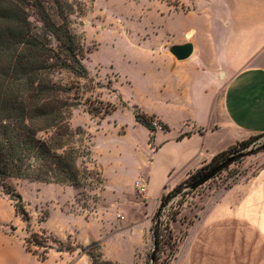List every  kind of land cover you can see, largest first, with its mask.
I'll return each mask as SVG.
<instances>
[{
  "label": "rangeland",
  "instance_id": "1",
  "mask_svg": "<svg viewBox=\"0 0 264 264\" xmlns=\"http://www.w3.org/2000/svg\"><path fill=\"white\" fill-rule=\"evenodd\" d=\"M63 1L73 7L71 24L82 37L83 63L93 81L70 74L59 79L80 87L82 98L70 124L84 128V143L92 151L89 165L98 166L104 183L92 188L10 178L8 183L20 194L29 221L16 213L17 198L0 185V260L5 258L6 264H92L80 245L97 241L103 258L114 264H150L151 227L161 196L174 187V180L185 181L191 174L184 176L182 171L165 186L160 184L165 167L172 164V154L187 147L177 145L175 138L189 134L194 123L213 124L208 110L211 87L202 71L206 65L198 56L207 60V53L216 52L217 43L223 44L224 38L218 37L222 30L219 15L226 11L232 15L242 0ZM259 2L264 4V0ZM31 20L41 31L38 17L33 14ZM187 42L193 44V55L180 59L176 51ZM213 64L214 70L223 71L218 62ZM222 78L217 73L212 83L217 92L222 91ZM89 100L115 106V110L94 116L88 112ZM136 107L171 130L166 132L158 123L155 135L160 134L156 142H150L151 131L134 117ZM165 140L170 141L158 156L151 186L140 191L136 182L147 184L154 147ZM232 140L226 130L209 133L208 149L218 150ZM245 151L249 154L187 195L181 207V196L166 206L167 218L176 208L180 210L177 220H170L177 245L173 249L163 245L154 264H264V234H254L249 222L248 195L239 207L242 222L234 221L235 188L251 180L264 181L255 178L264 169V133L239 152ZM33 232L44 240L54 235L75 249L60 250L52 240L45 247L32 244L40 254L49 251L41 261L24 245V238Z\"/></svg>",
  "mask_w": 264,
  "mask_h": 264
},
{
  "label": "trees",
  "instance_id": "2",
  "mask_svg": "<svg viewBox=\"0 0 264 264\" xmlns=\"http://www.w3.org/2000/svg\"><path fill=\"white\" fill-rule=\"evenodd\" d=\"M72 13L71 4L63 0H0V185L17 198L15 211L25 221L30 220V214L20 194H15L8 183L10 178L92 188L104 183L98 166L89 165L93 163L92 151L84 143V128H73L70 124L73 109L82 98L80 87L66 85L59 79V75L70 74L79 80L93 81L83 63L85 50L82 37L71 24ZM33 14L42 22L41 31L31 20ZM89 102L88 112L94 116L111 114L115 110V106ZM134 117L151 131L150 142L155 140L158 123L165 131L171 130L167 123L156 122V116L148 115L139 107ZM187 135L182 134L178 139ZM260 135L216 153L187 180L162 194L151 227L156 253L154 263L163 245L171 249L177 245L170 220H177L180 210L176 208L167 218L166 206L181 196L178 202L181 207L186 196L197 190L190 188L194 181L228 157L248 148ZM49 240L60 250L71 252L75 249L51 234L44 240L37 232L25 237L24 245L28 252L44 261L49 251L40 254L32 249V244L45 247ZM80 246L91 257L92 264H114L103 258L97 241Z\"/></svg>",
  "mask_w": 264,
  "mask_h": 264
},
{
  "label": "crops",
  "instance_id": "3",
  "mask_svg": "<svg viewBox=\"0 0 264 264\" xmlns=\"http://www.w3.org/2000/svg\"><path fill=\"white\" fill-rule=\"evenodd\" d=\"M263 5L259 0H249L248 2L242 0L232 11V15L231 11L222 12L219 15L222 30L218 37L224 38L223 44L217 43V51L207 53L209 57L207 60L198 56V60L206 65L202 71L209 79L211 87L208 110L210 117H213V124L204 127L194 123V128L190 130L189 135L182 139H178L179 134L177 135L176 144L187 147L182 152L172 154V164L165 167L161 185L165 186L170 178L173 179L182 171H185L184 176L189 175L192 171L194 172L208 163V160H211L216 153L229 148L230 144H236L253 134L264 133ZM213 36L212 40H215V35ZM217 62L222 66V72L214 70L213 63ZM217 73L223 76L221 79L222 91L219 92H217L218 88L212 87V83L214 84L216 81ZM220 130H226L228 134L232 135L233 140L228 143L230 146L226 145L218 150L209 151L207 135L220 132ZM159 134L160 132L156 133L155 142ZM169 141L165 140L157 144L158 149L154 150L155 158L149 166L146 187L150 188L152 179L157 173L158 156L168 147ZM255 178L263 180L264 169ZM180 181L181 179L174 180L172 186L175 187ZM241 185L243 187L235 188L234 192V221L235 223L242 222L243 216L239 207L248 195L249 206H251L249 222L254 226V234H264V181L251 180L241 183ZM6 263L5 258L0 260V264Z\"/></svg>",
  "mask_w": 264,
  "mask_h": 264
},
{
  "label": "water",
  "instance_id": "4",
  "mask_svg": "<svg viewBox=\"0 0 264 264\" xmlns=\"http://www.w3.org/2000/svg\"><path fill=\"white\" fill-rule=\"evenodd\" d=\"M193 51H194L193 44L190 42H187L177 49L176 54L180 59H187L193 54ZM247 154H249V152L245 151V152H239L235 155L228 157L221 164L214 167L213 169H211L210 171H208L207 173H205L201 177H199L196 181H194L190 185V188L192 190L198 189L199 187H201L202 185H204L205 183H207L208 181H210L211 179L216 177L220 172H222L226 168H228L231 164L236 162L238 159L246 156ZM154 245H155V243H154ZM155 254H156L155 250L153 249L152 253H151V258H150L151 263L150 264H154Z\"/></svg>",
  "mask_w": 264,
  "mask_h": 264
},
{
  "label": "built area",
  "instance_id": "5",
  "mask_svg": "<svg viewBox=\"0 0 264 264\" xmlns=\"http://www.w3.org/2000/svg\"><path fill=\"white\" fill-rule=\"evenodd\" d=\"M136 185H137V187L139 188L140 191H145L146 190L145 183H141L140 181H137Z\"/></svg>",
  "mask_w": 264,
  "mask_h": 264
}]
</instances>
